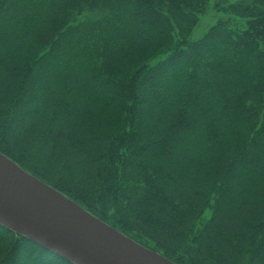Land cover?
Segmentation results:
<instances>
[{
    "label": "trees",
    "instance_id": "1",
    "mask_svg": "<svg viewBox=\"0 0 264 264\" xmlns=\"http://www.w3.org/2000/svg\"><path fill=\"white\" fill-rule=\"evenodd\" d=\"M0 0V154L174 264H264V0ZM0 264H75L0 225Z\"/></svg>",
    "mask_w": 264,
    "mask_h": 264
},
{
    "label": "water",
    "instance_id": "2",
    "mask_svg": "<svg viewBox=\"0 0 264 264\" xmlns=\"http://www.w3.org/2000/svg\"><path fill=\"white\" fill-rule=\"evenodd\" d=\"M0 225L75 264H174L0 154Z\"/></svg>",
    "mask_w": 264,
    "mask_h": 264
},
{
    "label": "rangeland",
    "instance_id": "3",
    "mask_svg": "<svg viewBox=\"0 0 264 264\" xmlns=\"http://www.w3.org/2000/svg\"><path fill=\"white\" fill-rule=\"evenodd\" d=\"M240 0H207L204 13L200 16L198 26L193 36L199 37L204 31H207L212 25L225 18L224 8L237 3Z\"/></svg>",
    "mask_w": 264,
    "mask_h": 264
}]
</instances>
